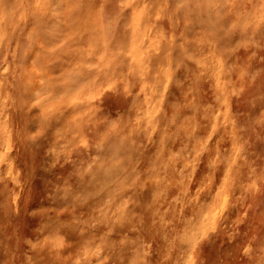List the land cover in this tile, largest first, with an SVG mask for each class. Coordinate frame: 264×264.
Segmentation results:
<instances>
[{
	"label": "rangeland",
	"instance_id": "obj_1",
	"mask_svg": "<svg viewBox=\"0 0 264 264\" xmlns=\"http://www.w3.org/2000/svg\"><path fill=\"white\" fill-rule=\"evenodd\" d=\"M0 264H264V0H0Z\"/></svg>",
	"mask_w": 264,
	"mask_h": 264
},
{
	"label": "bare ground",
	"instance_id": "obj_2",
	"mask_svg": "<svg viewBox=\"0 0 264 264\" xmlns=\"http://www.w3.org/2000/svg\"><path fill=\"white\" fill-rule=\"evenodd\" d=\"M245 3H247V2H245Z\"/></svg>",
	"mask_w": 264,
	"mask_h": 264
}]
</instances>
